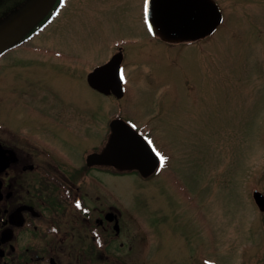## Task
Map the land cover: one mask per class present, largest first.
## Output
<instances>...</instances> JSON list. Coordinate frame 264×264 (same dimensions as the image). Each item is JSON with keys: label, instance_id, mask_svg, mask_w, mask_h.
<instances>
[{"label": "rangeland", "instance_id": "374dc122", "mask_svg": "<svg viewBox=\"0 0 264 264\" xmlns=\"http://www.w3.org/2000/svg\"><path fill=\"white\" fill-rule=\"evenodd\" d=\"M215 1L221 24L181 47L148 32L144 0H65L43 31L0 57V122L68 136L60 118L82 114L90 130L102 117L107 129L118 114L165 155L150 179L109 177L123 210L147 222L155 264H264V213L251 196L264 193V0ZM26 3L0 0V15ZM117 49L121 98L85 81ZM90 137L76 150L100 144Z\"/></svg>", "mask_w": 264, "mask_h": 264}, {"label": "flooded vegetation", "instance_id": "af4514ba", "mask_svg": "<svg viewBox=\"0 0 264 264\" xmlns=\"http://www.w3.org/2000/svg\"><path fill=\"white\" fill-rule=\"evenodd\" d=\"M41 1L16 4L9 18L0 15V57L22 48L48 25L42 22L48 14L53 18L57 0ZM37 6L41 7L39 13L12 24L27 9ZM33 17L36 19L28 23ZM25 23L28 26L20 31ZM207 37L180 43L157 38L168 45L183 47L200 44ZM116 53L122 56L120 49L112 56ZM72 117L79 124H71ZM72 117L65 122L60 118L61 125L70 124L64 130L73 128L68 136L60 132L62 128L52 126L26 130L20 119L17 125L0 122V264H155L152 252H148L155 244L150 239L147 222L142 223L135 214L123 210L119 193L109 177L136 173L150 179L164 167L165 155L160 151L161 168L158 166L146 177L135 169L120 170L112 165L88 162L90 154L99 153L105 146L110 121L122 118L118 114L111 116L106 129L102 117H91V123L96 125L89 130L83 124L82 114ZM130 125L155 148L150 137ZM90 136L101 140L100 144L77 151L81 144L78 137L87 141ZM63 147H68L67 151Z\"/></svg>", "mask_w": 264, "mask_h": 264}, {"label": "water", "instance_id": "95a60500", "mask_svg": "<svg viewBox=\"0 0 264 264\" xmlns=\"http://www.w3.org/2000/svg\"><path fill=\"white\" fill-rule=\"evenodd\" d=\"M144 16L149 31L167 42L203 38L222 21V13L214 0H145ZM28 23L19 30L25 29ZM121 59V53H116L95 67L87 75L88 85L102 94L111 93L120 98L123 94ZM109 126L105 146L99 153L90 154L88 162L112 165L120 170L136 169L143 177L152 174L158 157L147 141L122 119L111 120ZM252 196L258 209L264 212V195L255 190Z\"/></svg>", "mask_w": 264, "mask_h": 264}, {"label": "trees", "instance_id": "16d2710c", "mask_svg": "<svg viewBox=\"0 0 264 264\" xmlns=\"http://www.w3.org/2000/svg\"><path fill=\"white\" fill-rule=\"evenodd\" d=\"M61 2H62V0H57V5L54 6L53 11H55L58 8V6L60 5ZM50 18H51V14L46 15L44 18L45 21L42 22V25L47 23ZM42 25H40V26H42Z\"/></svg>", "mask_w": 264, "mask_h": 264}, {"label": "snow or ice", "instance_id": "6c2138e0", "mask_svg": "<svg viewBox=\"0 0 264 264\" xmlns=\"http://www.w3.org/2000/svg\"><path fill=\"white\" fill-rule=\"evenodd\" d=\"M77 207H79V204H77Z\"/></svg>", "mask_w": 264, "mask_h": 264}]
</instances>
